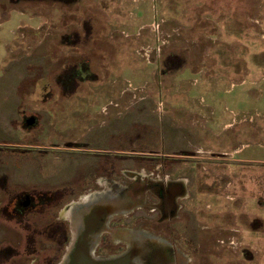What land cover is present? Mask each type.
Here are the masks:
<instances>
[{"label": "rangeland", "instance_id": "rangeland-1", "mask_svg": "<svg viewBox=\"0 0 264 264\" xmlns=\"http://www.w3.org/2000/svg\"><path fill=\"white\" fill-rule=\"evenodd\" d=\"M59 1L0 0V200L67 185L94 163L76 143L105 141L111 157L183 153L172 173L189 177L186 208L205 228L184 234L199 241H168L184 264H264V0ZM24 117L34 129L21 128ZM212 152L233 158L234 172ZM55 215L0 213V264H58L66 242L64 229L52 240Z\"/></svg>", "mask_w": 264, "mask_h": 264}, {"label": "flooded vegetation", "instance_id": "flooded-vegetation-1", "mask_svg": "<svg viewBox=\"0 0 264 264\" xmlns=\"http://www.w3.org/2000/svg\"><path fill=\"white\" fill-rule=\"evenodd\" d=\"M87 67V62L78 63L76 78L79 76L80 79H85L89 75ZM29 120L33 122L31 126L27 125ZM34 127L33 117L22 119V129ZM95 143L99 144L95 148L84 147L87 146L86 143L74 144L78 149L90 150L86 156L94 163H88L84 169H78L77 173L74 170L67 185L53 190H44L42 186L18 188L9 192L4 202L0 200V213H7L10 222L20 220L24 223L27 215L55 212L53 225L49 229L52 230L53 241H60V233L64 229V253L68 244L75 241L80 247L88 248L91 255L99 259L129 255L136 264H184V254L168 241H199V237L184 234L190 231L193 233L196 227L197 232L205 229L202 223L193 225L196 222L186 208L195 199L189 191V177L172 173V168L180 162L179 158L188 155L182 153L181 157L171 153L159 158L151 153L150 156L125 157L115 152L111 157L108 154L109 148L105 145L107 142ZM124 148L121 146L118 150ZM211 154L215 165H220L218 161H231L228 163L232 167L229 171L234 172L237 163L233 158L228 160L227 155L222 152ZM125 160L156 162L159 170L153 173L124 169L113 172L111 165ZM232 176L234 174L229 173L228 177ZM10 187L13 186L10 184ZM195 188L197 196L203 198L205 194H210V191H205L208 187L202 180L197 181ZM231 202L234 208L237 199ZM195 203L198 206L192 213L201 215L204 212L202 199L197 197ZM63 211L69 212V220L61 218ZM222 218L225 220L227 217ZM251 222L245 216L247 233L251 231ZM160 230L166 233V238ZM229 241H235V233Z\"/></svg>", "mask_w": 264, "mask_h": 264}, {"label": "water", "instance_id": "water-1", "mask_svg": "<svg viewBox=\"0 0 264 264\" xmlns=\"http://www.w3.org/2000/svg\"><path fill=\"white\" fill-rule=\"evenodd\" d=\"M32 120L27 122V125H32ZM58 264H136L129 255L118 256L115 258L99 259L91 255V251L71 241L66 247Z\"/></svg>", "mask_w": 264, "mask_h": 264}, {"label": "bare ground", "instance_id": "bare-ground-1", "mask_svg": "<svg viewBox=\"0 0 264 264\" xmlns=\"http://www.w3.org/2000/svg\"><path fill=\"white\" fill-rule=\"evenodd\" d=\"M65 211V210H64ZM62 212L61 213V218L62 219H67V220H69L70 219V214H69V212ZM89 219V218H88ZM93 226V225H92ZM71 231H73V230H71ZM89 231V230H88ZM84 236V235H83ZM75 238V237H74ZM76 239V238H75Z\"/></svg>", "mask_w": 264, "mask_h": 264}, {"label": "trees", "instance_id": "trees-1", "mask_svg": "<svg viewBox=\"0 0 264 264\" xmlns=\"http://www.w3.org/2000/svg\"><path fill=\"white\" fill-rule=\"evenodd\" d=\"M77 1H79V0H73V1H72V2H70V3H74V2H77ZM57 2H58V3H60V1H59V0H57ZM70 3H69V4H70ZM70 5H71V4H70Z\"/></svg>", "mask_w": 264, "mask_h": 264}]
</instances>
